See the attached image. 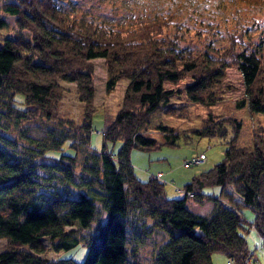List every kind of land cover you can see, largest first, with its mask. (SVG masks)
<instances>
[{"label": "trees", "instance_id": "1", "mask_svg": "<svg viewBox=\"0 0 264 264\" xmlns=\"http://www.w3.org/2000/svg\"><path fill=\"white\" fill-rule=\"evenodd\" d=\"M59 1L0 0V116L13 118L18 128L27 120L56 127L48 130L47 141L29 138L20 152L0 137V238L9 244L0 251V264H139L130 259V248L143 243L150 229L165 234L152 264H211L214 251L244 264L248 255L240 230L246 219L238 203L254 212L251 223L264 245V127L254 134L252 148L236 145L240 122L234 117L211 119L196 129L225 138L229 123L233 132L222 159L187 181L181 197L168 196L153 177H138L129 153L156 144L145 123L162 99L177 94L210 103L227 67L237 70L242 84L243 98L236 104L264 112V59L244 49L223 50L229 61L206 50L183 52L171 38L157 37L162 33L157 18L120 31L77 17ZM96 58L107 64L106 91L128 80L120 108L102 132L104 142L120 141L115 152L89 143ZM63 81L75 84L83 103L78 124L58 115ZM158 127L168 136L166 125ZM0 129L7 126L0 123ZM171 135L167 141L173 143ZM214 186L217 193L204 192ZM190 201H211L212 209L195 213ZM100 212L105 218L94 230ZM44 239L54 251L80 243L88 251L81 262L52 260L44 256Z\"/></svg>", "mask_w": 264, "mask_h": 264}, {"label": "rangeland", "instance_id": "2", "mask_svg": "<svg viewBox=\"0 0 264 264\" xmlns=\"http://www.w3.org/2000/svg\"><path fill=\"white\" fill-rule=\"evenodd\" d=\"M59 5L77 17L120 31L133 29L140 21L157 18L162 23V33L157 37L171 38L173 47L183 52L206 50L214 58L229 61V54L225 56L221 53L223 50H229L230 53L233 49H244L255 51L264 59V0H62ZM0 15L4 16L2 13ZM4 18L12 25L10 16ZM92 68L95 111L91 118L89 143L97 150L104 143L107 149L115 152L120 141L104 142L102 132L120 108L128 80L119 79L114 89L108 92L105 90L106 61L103 58L93 59ZM222 77L224 78L219 89L215 90L218 97L210 103L192 101L177 94H169L162 99L149 113L145 123V132L155 139L156 144L150 149L134 147L130 150L129 158L137 176L142 179L150 176L159 180L164 184L168 196H183L187 181L220 161L225 139L233 132L229 123L225 138L199 134L196 129L203 127L211 119L225 120L234 117L240 122L236 145L252 148L254 134L264 127V112L252 111L246 104H236V101L243 98L237 70L233 66L227 67ZM62 84L66 89L57 104L58 115L78 124L82 119L83 103L78 99L74 83L63 81ZM13 120L0 116V123L7 126L6 130L0 129V137L8 149L14 147L16 152L23 149L29 138L47 141L50 138L48 130L56 128L50 122L29 120L22 121L18 128ZM159 124L167 126L170 132L168 136L159 129ZM171 134H174L173 143L167 141L172 138ZM68 143L65 141L62 147ZM200 153H204L206 157L203 162L186 164ZM38 172L48 174L42 169ZM215 188L218 187H207L204 192L217 193L218 189ZM187 196L192 195L188 193ZM234 197L240 202L239 196ZM238 205L246 219L244 228L240 230L246 240L245 249L248 255L244 264H264L262 236L251 223L254 212L249 206L240 203ZM188 207L195 213L207 215L212 204L211 201H190ZM104 218L105 214L100 212L99 219L91 225L94 230ZM90 229L85 233H90ZM164 239L165 234L161 230L150 229L143 243L138 242L130 248L133 250L130 259L139 264H152V252ZM43 242L48 247L44 256L52 260L63 257L81 262L88 251L87 245L83 243L67 250L54 251L49 240L44 239ZM8 247L7 241L0 238V251ZM211 264L237 263L227 259L223 252L214 251L211 254Z\"/></svg>", "mask_w": 264, "mask_h": 264}, {"label": "built area", "instance_id": "3", "mask_svg": "<svg viewBox=\"0 0 264 264\" xmlns=\"http://www.w3.org/2000/svg\"><path fill=\"white\" fill-rule=\"evenodd\" d=\"M205 155H204V153H200V154H198V156L196 157V158H192L188 163H186V164H190V162H194V163H198V162H203L204 160H205ZM189 193V195H192V193L191 192H188Z\"/></svg>", "mask_w": 264, "mask_h": 264}]
</instances>
